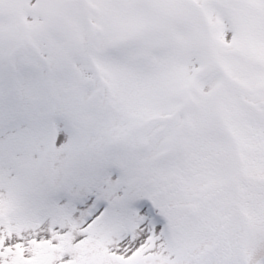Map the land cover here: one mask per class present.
I'll use <instances>...</instances> for the list:
<instances>
[{"label": "snow or ice", "instance_id": "6c2138e0", "mask_svg": "<svg viewBox=\"0 0 264 264\" xmlns=\"http://www.w3.org/2000/svg\"><path fill=\"white\" fill-rule=\"evenodd\" d=\"M0 264H264V0H0Z\"/></svg>", "mask_w": 264, "mask_h": 264}]
</instances>
